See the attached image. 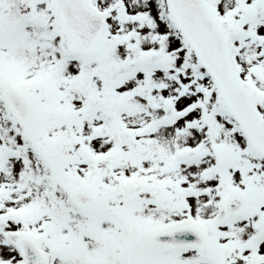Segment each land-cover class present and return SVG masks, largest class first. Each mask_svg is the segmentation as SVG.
I'll list each match as a JSON object with an SVG mask.
<instances>
[{
	"label": "snow or ice",
	"instance_id": "1",
	"mask_svg": "<svg viewBox=\"0 0 264 264\" xmlns=\"http://www.w3.org/2000/svg\"><path fill=\"white\" fill-rule=\"evenodd\" d=\"M0 264H264V0H0Z\"/></svg>",
	"mask_w": 264,
	"mask_h": 264
}]
</instances>
